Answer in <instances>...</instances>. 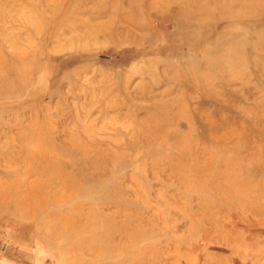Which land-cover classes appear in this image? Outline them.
I'll return each mask as SVG.
<instances>
[{
  "label": "rangeland",
  "instance_id": "rangeland-1",
  "mask_svg": "<svg viewBox=\"0 0 264 264\" xmlns=\"http://www.w3.org/2000/svg\"><path fill=\"white\" fill-rule=\"evenodd\" d=\"M0 264H264V0H0Z\"/></svg>",
  "mask_w": 264,
  "mask_h": 264
},
{
  "label": "bare ground",
  "instance_id": "bare-ground-1",
  "mask_svg": "<svg viewBox=\"0 0 264 264\" xmlns=\"http://www.w3.org/2000/svg\"><path fill=\"white\" fill-rule=\"evenodd\" d=\"M107 13H108V12H107ZM95 15H96V14H95ZM128 16H129V14H128ZM131 16H132V15H131ZM106 17H107V15H106ZM122 17H123V16H122ZM126 18H128V17H126ZM129 18H130V16H129ZM127 20L130 22L131 19H127ZM127 20H126V21H127ZM133 20H134V19H133Z\"/></svg>",
  "mask_w": 264,
  "mask_h": 264
}]
</instances>
